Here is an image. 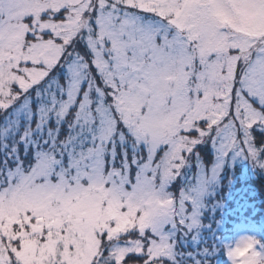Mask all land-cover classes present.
<instances>
[{"label": "snow or ice", "instance_id": "6c2138e0", "mask_svg": "<svg viewBox=\"0 0 264 264\" xmlns=\"http://www.w3.org/2000/svg\"><path fill=\"white\" fill-rule=\"evenodd\" d=\"M264 170V0H0V264H264L223 239V166Z\"/></svg>", "mask_w": 264, "mask_h": 264}, {"label": "trees", "instance_id": "16d2710c", "mask_svg": "<svg viewBox=\"0 0 264 264\" xmlns=\"http://www.w3.org/2000/svg\"><path fill=\"white\" fill-rule=\"evenodd\" d=\"M228 167L226 171L230 170ZM233 173L230 177H234ZM239 177L236 179V183L232 187L225 185L218 191L215 196L216 200L220 201V204H223L222 207L215 208L214 217L215 220H220V223L223 221L224 230L219 231L221 237L229 232H233L234 227H237L241 223H244L254 215V217H259V220L264 224V176L259 174L256 175L253 180L247 183L246 188L237 190ZM233 201L231 204L230 202ZM251 203L253 205H251ZM221 225V224H219ZM264 228V227H263ZM218 232V228H215Z\"/></svg>", "mask_w": 264, "mask_h": 264}, {"label": "rangeland", "instance_id": "374dc122", "mask_svg": "<svg viewBox=\"0 0 264 264\" xmlns=\"http://www.w3.org/2000/svg\"><path fill=\"white\" fill-rule=\"evenodd\" d=\"M227 165L233 168H230V170L226 171V168H228ZM233 173H235V176L232 178L230 176ZM259 174L264 176V170L254 169L247 160L237 158L231 162V165L226 163L223 166V169L220 173L218 187H216L215 189V196L217 193L219 194L222 192V191H218L221 188V185L223 187H225V185L232 187L234 183H236V179L239 177L237 190L244 189L246 188L247 183L251 182L253 178ZM230 203L232 204L233 201H231ZM251 205L253 204L251 203ZM222 206L223 204H219L217 207L219 208ZM218 221H219V224L221 225L219 224L215 225V228H218L217 233H219V231L224 230V227H222L224 225L223 221L221 223H220V220ZM245 222L248 224L244 227V229L240 230L238 233H235L232 237L228 236L227 234L225 239H235L236 237L240 235H253V236H257L258 238H260L262 232L264 233L263 219L261 222L259 220V217H254V215H251V217H249V219H247V221ZM260 239L264 240V238H260Z\"/></svg>", "mask_w": 264, "mask_h": 264}]
</instances>
